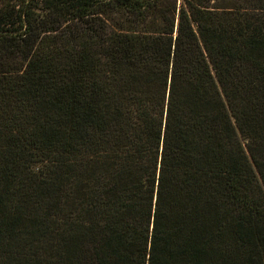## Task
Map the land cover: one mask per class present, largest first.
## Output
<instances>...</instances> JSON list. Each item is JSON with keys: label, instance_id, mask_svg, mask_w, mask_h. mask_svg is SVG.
<instances>
[{"label": "trees", "instance_id": "1", "mask_svg": "<svg viewBox=\"0 0 264 264\" xmlns=\"http://www.w3.org/2000/svg\"><path fill=\"white\" fill-rule=\"evenodd\" d=\"M0 264H264V0H0Z\"/></svg>", "mask_w": 264, "mask_h": 264}]
</instances>
